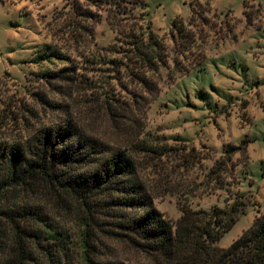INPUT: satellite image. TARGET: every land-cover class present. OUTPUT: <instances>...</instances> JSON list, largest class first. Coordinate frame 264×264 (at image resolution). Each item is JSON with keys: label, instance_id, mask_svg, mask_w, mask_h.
<instances>
[{"label": "trees", "instance_id": "obj_1", "mask_svg": "<svg viewBox=\"0 0 264 264\" xmlns=\"http://www.w3.org/2000/svg\"><path fill=\"white\" fill-rule=\"evenodd\" d=\"M206 5L192 4L188 21L173 20L170 45L147 18V0H65L61 17L80 42L94 43L95 26L106 18L114 42L98 53L119 55L108 61L114 78L138 92L118 106L122 99H106L101 132L68 114L0 133V264H264V212L220 246L216 242L245 214L246 204L236 199L230 208L206 211L179 203L182 214L172 221L154 205L162 194L142 172L151 163L147 157L162 158L168 149L143 136L146 110L137 116L139 104L146 108L159 95L162 70L175 80L202 62L194 52L209 20ZM250 15L245 13L249 23ZM64 71L55 77L72 80ZM226 150L212 173L226 170L236 150L247 159V144ZM110 242L136 252L120 257Z\"/></svg>", "mask_w": 264, "mask_h": 264}, {"label": "rangeland", "instance_id": "obj_2", "mask_svg": "<svg viewBox=\"0 0 264 264\" xmlns=\"http://www.w3.org/2000/svg\"><path fill=\"white\" fill-rule=\"evenodd\" d=\"M207 2L209 20L194 52L203 55L202 62L175 80L162 70L159 95L146 108L142 101L137 116L146 110L143 136L170 155L147 157L151 163L142 169L162 194L154 205L165 216L179 218V203L206 211L230 208L236 199L246 204L245 214L216 242L228 246L264 212V0H147L146 11L154 31L171 45L173 20L188 21L191 5L207 7ZM64 3L0 0V133L68 114L101 132L106 99H122L118 106L131 91L138 92L114 78L108 61L119 55L98 53L114 42L106 18L95 26L94 43L80 42L61 17ZM64 68L72 80L55 77ZM245 144L247 159L236 150L226 170L211 172L227 157V148ZM179 154L185 159H176ZM110 243L120 257L132 258L136 252L125 243Z\"/></svg>", "mask_w": 264, "mask_h": 264}]
</instances>
